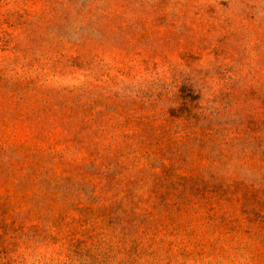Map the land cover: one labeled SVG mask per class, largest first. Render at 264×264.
<instances>
[{"label": "rangeland", "instance_id": "1", "mask_svg": "<svg viewBox=\"0 0 264 264\" xmlns=\"http://www.w3.org/2000/svg\"><path fill=\"white\" fill-rule=\"evenodd\" d=\"M0 264H264V0H0Z\"/></svg>", "mask_w": 264, "mask_h": 264}]
</instances>
